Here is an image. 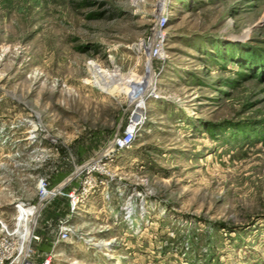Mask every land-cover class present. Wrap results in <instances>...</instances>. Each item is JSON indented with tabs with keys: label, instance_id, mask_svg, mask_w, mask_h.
Instances as JSON below:
<instances>
[{
	"label": "rangeland",
	"instance_id": "obj_1",
	"mask_svg": "<svg viewBox=\"0 0 264 264\" xmlns=\"http://www.w3.org/2000/svg\"><path fill=\"white\" fill-rule=\"evenodd\" d=\"M254 55L258 66L243 61ZM91 64L129 83L104 90ZM131 115L144 125L104 188L50 221ZM20 203L47 239L60 219L74 227L52 264H264V0H0V219L12 229Z\"/></svg>",
	"mask_w": 264,
	"mask_h": 264
},
{
	"label": "built area",
	"instance_id": "obj_2",
	"mask_svg": "<svg viewBox=\"0 0 264 264\" xmlns=\"http://www.w3.org/2000/svg\"><path fill=\"white\" fill-rule=\"evenodd\" d=\"M165 20L164 17L160 18V23H157L158 29L164 25ZM162 48L160 41L151 51L153 58L164 59ZM134 117L135 115L130 116L122 134L113 140L108 154H104L76 170L80 178L82 174V178L79 184L66 195L69 207L67 214L70 218L73 215H77L80 211V205H84L89 196L94 194L100 187H102L101 189L104 188L103 186L108 182L106 180L108 177L106 173L107 165L112 162L113 156L128 149L139 135L144 125V119L135 121ZM38 194L41 201L45 200L51 194L48 190V184L44 179L39 181ZM19 206L23 208L24 204L20 203L15 205L19 216L14 229L8 227L0 219V264H52L55 247L70 239L74 234V227L67 218L58 220L59 228L51 239V250L49 252H42L38 249V245L43 242V236L35 230V222L32 224L27 223L28 217L31 216L30 211L28 215L22 216ZM20 222L23 224L26 223L29 227L27 225V227L25 225H22L23 227L19 226L18 224Z\"/></svg>",
	"mask_w": 264,
	"mask_h": 264
},
{
	"label": "bare ground",
	"instance_id": "obj_3",
	"mask_svg": "<svg viewBox=\"0 0 264 264\" xmlns=\"http://www.w3.org/2000/svg\"><path fill=\"white\" fill-rule=\"evenodd\" d=\"M165 10V7L162 8V12ZM91 70L93 72V75H94V78L96 80V82L99 84V87L102 88V89H108V87L106 86V82L108 81H113L115 79H120V78H123L124 81L122 82V85L121 87L119 88L120 91L121 89L123 88L124 85H127L129 83V80L127 81L128 78H126L125 76H122V74H120L119 72L118 73H111V72H108V71H105L104 69H102L100 66H98L97 64H91ZM136 77H130V81L132 82V80H134ZM117 82V81H116ZM119 86V85H118ZM114 90L113 89H110V93L113 92ZM134 100L136 101L139 96L134 95ZM136 121V120H135ZM21 208V206H19V209ZM21 212V210H20ZM22 216L24 215H28L27 213H25L23 215V213L21 212Z\"/></svg>",
	"mask_w": 264,
	"mask_h": 264
},
{
	"label": "crops",
	"instance_id": "obj_4",
	"mask_svg": "<svg viewBox=\"0 0 264 264\" xmlns=\"http://www.w3.org/2000/svg\"><path fill=\"white\" fill-rule=\"evenodd\" d=\"M76 186L74 185V188ZM70 187H72V186H70ZM51 208H53L54 210H53V214H51L52 217L49 218V220L52 221L53 223H56V219L60 215L59 213H62L63 211H68V208H67V199H64V198L57 199L54 202V204L51 205L48 208V211H50ZM44 216L47 217L48 216V213L46 212ZM41 235L43 236L42 233H41ZM52 238H53V236H50V239H47L46 237L43 236V240L48 241V242L43 241L40 245H38V249H40L42 252L50 251L51 250V239ZM45 243H47V244L45 245Z\"/></svg>",
	"mask_w": 264,
	"mask_h": 264
},
{
	"label": "trees",
	"instance_id": "obj_5",
	"mask_svg": "<svg viewBox=\"0 0 264 264\" xmlns=\"http://www.w3.org/2000/svg\"><path fill=\"white\" fill-rule=\"evenodd\" d=\"M243 61L245 62V63H250L251 65H259V62L256 60V57H255V55L254 56H252V58L251 59H243ZM242 64V63H241ZM243 65V64H242ZM125 124H126V122L124 123V125L121 127V134H122V132H123V130H124V128H125Z\"/></svg>",
	"mask_w": 264,
	"mask_h": 264
}]
</instances>
